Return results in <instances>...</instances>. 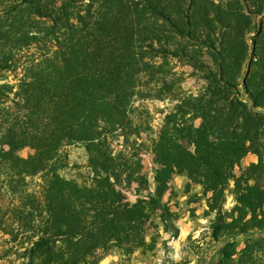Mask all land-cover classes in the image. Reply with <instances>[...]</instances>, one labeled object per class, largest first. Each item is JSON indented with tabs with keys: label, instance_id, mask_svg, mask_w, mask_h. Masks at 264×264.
<instances>
[{
	"label": "rangeland",
	"instance_id": "obj_1",
	"mask_svg": "<svg viewBox=\"0 0 264 264\" xmlns=\"http://www.w3.org/2000/svg\"><path fill=\"white\" fill-rule=\"evenodd\" d=\"M81 70L105 118L45 160L47 102ZM219 246L212 264H264V0H0V264Z\"/></svg>",
	"mask_w": 264,
	"mask_h": 264
},
{
	"label": "trees",
	"instance_id": "obj_2",
	"mask_svg": "<svg viewBox=\"0 0 264 264\" xmlns=\"http://www.w3.org/2000/svg\"><path fill=\"white\" fill-rule=\"evenodd\" d=\"M90 74L89 70H81L68 75L67 79H70V82L61 86L59 95L57 94V96L52 98L51 96L49 97L51 99L47 102L45 124L47 135L41 139L42 147L37 148L36 145L33 147L37 153L43 155L45 160L50 161L55 157L58 153L60 140L68 143L74 141L92 143L96 139V120L105 118L101 117L106 112L104 109L106 101L104 99L109 98L112 94L103 95L99 103L95 99L91 87L82 83L85 81L88 84L86 81L92 78ZM106 74H109V70L98 72L95 77L103 79ZM115 94L117 95V93ZM249 101L254 102L255 99L250 97ZM154 204L161 210L162 219L171 222L168 209L158 197L154 198ZM172 225L174 226L173 223ZM213 236L216 238V242H219L217 228L214 229ZM50 243L51 238H41L34 244L33 250L42 253L49 248ZM216 249L218 251L213 259H204L201 264H212L214 260L220 258L222 255H225L226 258L231 256V253L221 250V246L216 247ZM50 260L47 259L48 264H53Z\"/></svg>",
	"mask_w": 264,
	"mask_h": 264
}]
</instances>
